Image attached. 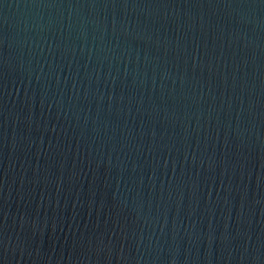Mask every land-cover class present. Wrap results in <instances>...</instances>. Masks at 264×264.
<instances>
[{"label": "water", "instance_id": "obj_1", "mask_svg": "<svg viewBox=\"0 0 264 264\" xmlns=\"http://www.w3.org/2000/svg\"><path fill=\"white\" fill-rule=\"evenodd\" d=\"M0 264H264V0H0Z\"/></svg>", "mask_w": 264, "mask_h": 264}]
</instances>
